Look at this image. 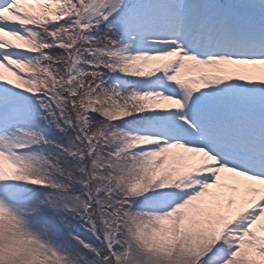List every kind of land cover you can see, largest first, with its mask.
I'll list each match as a JSON object with an SVG mask.
<instances>
[{
  "label": "snow or ice",
  "instance_id": "obj_1",
  "mask_svg": "<svg viewBox=\"0 0 264 264\" xmlns=\"http://www.w3.org/2000/svg\"><path fill=\"white\" fill-rule=\"evenodd\" d=\"M0 264H264V0H0Z\"/></svg>",
  "mask_w": 264,
  "mask_h": 264
}]
</instances>
